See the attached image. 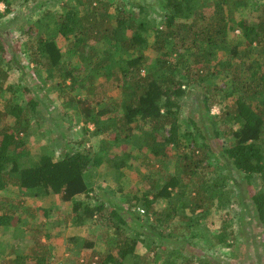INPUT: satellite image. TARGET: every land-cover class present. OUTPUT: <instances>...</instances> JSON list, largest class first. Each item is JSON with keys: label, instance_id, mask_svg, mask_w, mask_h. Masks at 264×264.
I'll use <instances>...</instances> for the list:
<instances>
[{"label": "trees", "instance_id": "trees-1", "mask_svg": "<svg viewBox=\"0 0 264 264\" xmlns=\"http://www.w3.org/2000/svg\"><path fill=\"white\" fill-rule=\"evenodd\" d=\"M42 1L38 4H49ZM163 2L164 22L157 27L124 8L112 13L106 0H74L58 10L48 9L44 14L48 23L26 30L30 37L23 49L27 53H22L26 60L18 63L3 57L0 40V192L17 188L23 195L17 201L0 197V242L7 230L15 238L9 244L15 256L7 264H50L56 254L48 231L51 209L40 208L41 225L48 233L41 236L39 226L24 229L28 221L24 215L37 219L29 203L24 206L26 199L53 196L58 203L76 201L71 211L78 227L90 219L105 228L100 236L112 249L81 264H219L194 251L209 250L207 241L214 233L204 221L228 223L222 216L211 220V211H230L231 185L239 200L234 206L243 205V189L249 193L252 216L264 225V193L254 187L264 184V22L241 21L246 49L234 46L230 57L220 60L221 51L229 56L225 5H233L231 13L246 7L247 0ZM0 4L6 6L1 20L12 11V2L0 0ZM59 37L67 42L65 53ZM254 43L260 48L256 65L240 61ZM147 51L156 55L153 62H148ZM192 87L202 91L208 114L213 104H225L220 115H210L222 164L202 129L195 122L193 129L183 124L182 102ZM112 91H117V98L110 95ZM53 106L58 111L65 108L61 118L70 127L72 110L81 115L84 134L90 132L86 125H92L93 136L109 138L102 140L97 153L86 148L75 151L67 133L60 138L61 153L60 148L56 156L42 150L34 157L30 137L49 140L45 136L53 128L47 127L44 111ZM83 143L80 140L79 146ZM123 143L131 151L113 153ZM135 150L144 152L138 168L132 163ZM153 163L157 167L142 175L143 164L150 168ZM104 165L107 173L113 170L120 177L109 189H99L105 197L86 180L92 168ZM229 169L238 174L244 188L237 189ZM131 170L138 172L139 182L126 177ZM109 194L125 202L124 213L110 205ZM92 199L94 206L88 204ZM175 220L185 222L189 237L175 235L171 230ZM202 223L204 227L199 226ZM227 229L230 233L218 229L213 245L240 240L241 233ZM26 233L33 236L25 238ZM172 240L176 246L168 244ZM82 248L92 249L94 244L85 240Z\"/></svg>", "mask_w": 264, "mask_h": 264}, {"label": "rangeland", "instance_id": "rangeland-1", "mask_svg": "<svg viewBox=\"0 0 264 264\" xmlns=\"http://www.w3.org/2000/svg\"><path fill=\"white\" fill-rule=\"evenodd\" d=\"M106 1H109L111 3V11L114 14L117 13V9L124 8L126 10H130L131 12H135V14L140 19L147 20L150 23L151 27H157L164 22L163 16L165 10L163 8V0ZM205 1L207 4H211L217 0ZM11 2L12 11H10L8 14H5L3 19L0 20V40L2 41L1 44L3 46V57L7 61L11 59V61H17L18 63V61L20 60L21 62L22 60H26L25 56L22 57V53L25 52H23V49L24 47H28V41L30 40V37L27 35L26 30L33 25L39 27L48 23V19H46L44 16L45 12L48 9L58 10L59 8H63L65 4H72L74 0H49V4L46 6H41L40 4H38L43 3L42 0H11ZM138 5L140 6V9L138 8ZM141 7L143 8V10L141 9ZM231 8H233V5L231 3L225 5V10L229 15V32L226 38L227 50L229 52L231 51L232 47L239 46L240 51H242L246 49L247 42L243 36L242 29L239 27V23L241 21H246L249 25H259L261 22H264V0H247L246 7L232 9V12L230 13L228 11ZM5 11L6 6L4 4H0V12L4 13ZM2 22L3 24L1 25ZM39 22L40 24H38ZM150 40H153V38H151ZM58 45L63 53L67 51L68 45L63 38H58ZM259 51L260 48L255 43L252 44V48H250L248 57L241 58L240 61H246L247 64L251 63L256 65V61L258 59L257 57H259ZM147 54L148 62H153L156 55L149 51H147ZM217 57L220 60H223L226 57V59H228L230 57V52L228 56L226 52L221 51L218 53ZM233 60L235 61V58ZM70 64L71 66L74 65L73 62H71ZM110 95L116 98L118 97L117 91H112ZM201 97L202 91L197 87L187 89V96L185 97L184 102H182L181 118L184 122L183 124L189 126L191 129H193L192 122H195L196 125L200 129H202V134L208 138L214 152L216 153V155H218L217 157L221 159L220 163L222 164L224 162V158L221 156V154H219L221 148L219 146L218 140H215L210 127V115H220L222 107H224L225 104H223V106L219 104H213L211 106V111L209 112L210 114H208ZM227 102L230 103V99ZM61 109L63 110L58 111L53 106L49 108L48 111H44V115H46V117L48 118L46 119L48 120L47 127L49 129H51L52 127L53 129L51 130L50 134L45 136L49 138V140L42 138V135L34 136L32 134V136L30 137L29 146L33 156L37 157L42 152V150H45L49 154L56 156L59 148L61 153L62 148L60 147V138L62 137V135H65L67 133L69 138L73 137V146L76 148L75 151L84 150L86 148L91 150L93 153H97L99 147L102 145V140L104 138H107L108 135H103L100 137L93 136L91 134V131L94 130V127L92 125H86V127L90 129V132L84 134V124L83 121H81L82 117L80 114V116H78L76 112L73 113L72 110L68 111V113L72 114V119L74 121V124L72 125V127H70L68 120L61 118L62 113L66 110H64V107ZM80 140L84 142V146H79ZM112 150L113 153L131 151L129 150V146H126L125 143L119 145L118 147H114ZM135 156L137 158L136 160L134 159L132 163L134 165H137L138 168V162L144 163V152L138 153L135 150ZM105 167L106 166L104 165L103 167H100L98 169L92 168L86 177L88 184L96 189L97 192H99V195L103 197H105V193H101V190L105 191L106 187L107 189H109L112 184L114 185L115 181H119L118 178H120L113 170H110L109 173H107V168ZM154 167H157V164L155 165L153 163L152 167L150 168H147L143 164L142 168L144 169V172L142 173V175H147L149 170L154 169ZM224 173L226 174V172ZM228 173L234 183L238 185V190L244 188V184L237 173H234L232 169H229ZM127 176L133 179L135 183L139 182V176L136 170H131L126 173V177ZM209 176L213 179H216L215 172H210ZM142 178L143 176H141L140 180ZM142 186L143 187L141 188L144 189L143 183ZM263 186L264 184L258 182L254 185L255 191L264 193V190L261 189V187ZM230 189L231 194L229 195H232V197L229 204L233 203V207H228L230 211L223 213L222 211H220V209L214 208L211 211V220L220 218L222 216V220L228 222L225 223L226 226L228 225L227 228H231V230L233 229V231L241 233L242 237H240L239 241H231L225 245L215 246L213 245V243L215 242V239L213 237L217 234L218 229L225 228L228 233H230V231L226 228V226L222 227V225L225 224H222L221 226L220 223L218 225H213L212 221L210 222V220H206L204 222L207 229H212L211 231L213 232L211 233H214L212 239L209 240V242L207 241L209 250L207 251V248H199L200 250L194 252L197 254L205 253V255L208 256L209 259H212L219 264H264V245H262V243L264 244V225L262 226V224L257 219L255 220L252 216L253 207L249 199V193L244 192V190L241 189L240 192L242 194H240V200L243 202V205L241 207L234 206L237 202L239 204V200L237 196H234L235 190L232 185L230 186ZM133 191L135 192L134 188ZM114 195L115 194H109L110 205L114 206L116 209H119L122 213H124V210L127 208L125 202L123 200L117 199L116 197H114ZM0 197L6 199L7 201H17L19 197H23V195L21 194V191L19 189L11 188L9 191L0 192ZM28 203L30 206L29 209H33L35 214H37V219L32 221V219H29L26 215H24V217L29 221L24 222V229H30L33 226H39L41 236L47 235L48 233L47 228L41 225V222H43V215L40 212V208H48L49 210L51 209V216L49 220L51 226L48 231L51 235L50 243L54 245L53 249L55 250L56 254L50 264H81L84 263L85 260L93 259V257L98 253H101L103 251L105 253L107 252V250L112 249L109 248V244H106L101 239L100 234L104 233V227L102 228L93 225V222L90 219L85 220L83 227H78L79 225L75 223L73 219L74 216L71 211L76 201L70 203H58V200L55 197L50 196L48 198L38 200L26 199L24 206L26 207ZM88 204L94 206L96 204L95 199L89 201ZM8 205L11 206V204L9 203ZM140 215H143L142 211L140 212ZM142 218L144 219V215L142 216ZM30 221L32 223H30ZM184 223L185 222H179L175 220L171 224V230H174L176 236L180 237V235L183 234L188 237L190 236V232L184 229ZM199 226L204 227V224L202 223ZM110 230L113 231L114 229ZM29 235V233H26L25 238L29 239L33 236ZM112 236H114L113 233ZM13 238V232H11L10 230L2 232V239L0 242V264H7L14 258L15 254L9 248V244L15 239ZM76 238H78V240H75ZM85 240L93 242L94 248L83 249L82 243H84ZM114 240L115 239H113L112 244L115 243ZM43 241L45 243H49L44 239ZM19 242L20 241H17L15 244H19ZM168 244L176 246V241L172 240L168 242ZM22 249L23 247L18 250ZM96 259L97 258H94V260Z\"/></svg>", "mask_w": 264, "mask_h": 264}, {"label": "built area", "instance_id": "built-area-1", "mask_svg": "<svg viewBox=\"0 0 264 264\" xmlns=\"http://www.w3.org/2000/svg\"><path fill=\"white\" fill-rule=\"evenodd\" d=\"M142 212H143V210H142Z\"/></svg>", "mask_w": 264, "mask_h": 264}]
</instances>
